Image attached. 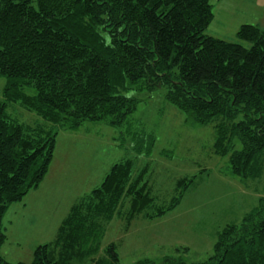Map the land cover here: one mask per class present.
I'll use <instances>...</instances> for the list:
<instances>
[{"label":"trees","instance_id":"obj_1","mask_svg":"<svg viewBox=\"0 0 264 264\" xmlns=\"http://www.w3.org/2000/svg\"><path fill=\"white\" fill-rule=\"evenodd\" d=\"M211 2L0 0L4 101L41 121L21 127L0 105V251L7 239L4 215L44 181L58 133L77 131L84 122L121 128L139 104L130 91L162 90L168 104L197 125L213 127V151L228 160V175L264 177V30L240 27L236 38L249 48L206 35L214 20ZM153 144L150 138L146 152L138 146L134 152L150 156ZM148 173L129 159L113 165L71 208L55 240L35 250L32 264H118L113 244L101 250L106 226L117 217L130 226L136 217L165 216L196 179L179 181L177 198L157 207ZM0 264H10L1 253ZM203 264H264V198L240 224L221 231Z\"/></svg>","mask_w":264,"mask_h":264},{"label":"rangeland","instance_id":"obj_2","mask_svg":"<svg viewBox=\"0 0 264 264\" xmlns=\"http://www.w3.org/2000/svg\"><path fill=\"white\" fill-rule=\"evenodd\" d=\"M211 4L214 20L205 32L208 36L249 48L248 43L236 38L240 27L258 24L264 29V0H212ZM7 85L8 80L0 76V105L4 103V116L24 128L40 124L38 117L20 104L4 101ZM25 93L32 97L36 94L33 88H27ZM128 97L139 101L128 123L115 129L105 123L84 122L77 131L59 132L52 162L59 168L76 160L73 170L77 173L72 171L71 183H77V175L80 179L82 174L84 187L79 190V197L83 198L93 191L87 192L89 188L96 189L102 183L96 182L99 176L92 172L90 165L95 157L102 158L103 170L118 161H134L136 170L149 168L148 193L157 207H168L177 198L179 181L196 178L180 204L161 218L136 217L130 226L122 217L115 218L105 228L101 250L103 253L113 244L120 259L118 264H164L167 259L203 264L213 255L221 231L229 225L240 224L246 214L258 207L264 198V177L241 181L228 175V160L215 156L213 151V127L197 125L190 116L168 104L162 90H134ZM150 138L154 140L151 155H137L134 147L146 152ZM66 190L75 189L66 187ZM33 193L10 207L21 208ZM68 195L71 194L62 193L61 200L66 201ZM17 214L21 216L20 212ZM6 219L7 215L3 221ZM22 229L19 225L13 231L10 228L7 242L1 248L2 258L10 264H32L35 250L52 243L41 227L31 232ZM18 236L28 238L27 245L20 244L21 249L15 243ZM30 246L36 248L33 255H30Z\"/></svg>","mask_w":264,"mask_h":264},{"label":"crops","instance_id":"obj_3","mask_svg":"<svg viewBox=\"0 0 264 264\" xmlns=\"http://www.w3.org/2000/svg\"><path fill=\"white\" fill-rule=\"evenodd\" d=\"M255 26L260 27V25L258 24ZM261 29L264 30L262 27ZM116 148L117 146H114V149ZM116 160L117 157L114 158V161ZM120 162L122 161H118L117 163ZM67 163H69V160L67 161ZM117 163H112V164L115 165ZM74 164H76L75 159L73 160L72 165L64 163L59 165L58 168V166L57 167L54 166L52 162L48 175L45 177L44 181L40 184V186L37 189L33 190L34 193L29 197L27 202L24 205H22L21 208H17V207L11 208L12 207L11 206L10 208L12 210H10V208L9 210H7V212L5 213V215H7V219L3 221V228L5 235L7 233L6 235L7 239L10 228H12L13 231V228L14 227L16 228V225H19L21 228L29 230L28 232H31L41 227L42 230L46 232L50 242H53L55 240L63 220H65L68 213L70 212V209L74 206L72 204L76 203L80 198L79 190L84 187V186L82 187V181H83L82 179L84 178L82 177V174L80 179L77 175V179H78L77 183H71L73 179L71 177L72 171L77 173L76 170H73ZM90 165H92L93 168L92 172H95V174L99 176L96 182H98L99 180L103 182L102 180L105 179L106 175L113 167V165L109 164L105 167L107 169L103 170L102 158L99 159L98 157H95V161H90ZM64 167L68 168V170L63 169ZM85 183L86 182H84V184ZM66 187L75 190L67 191ZM94 188H95L94 186L89 188L87 192L94 190ZM62 193L64 194L69 193L71 195L66 196V201H63L60 198V195ZM62 202H64V204L63 206H60ZM17 212H20L21 216H19ZM26 239L28 238H24V236L22 237L18 236V241L15 242L16 246H18V248L21 249L22 247L20 245L21 243L27 245ZM35 249H36L35 247L33 248V246L32 247L30 246V255H33Z\"/></svg>","mask_w":264,"mask_h":264}]
</instances>
